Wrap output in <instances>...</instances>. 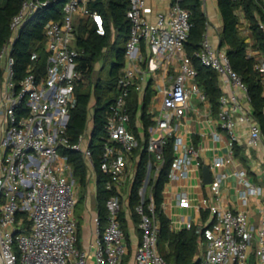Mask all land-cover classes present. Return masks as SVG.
I'll use <instances>...</instances> for the list:
<instances>
[{
  "label": "built area",
  "instance_id": "obj_1",
  "mask_svg": "<svg viewBox=\"0 0 264 264\" xmlns=\"http://www.w3.org/2000/svg\"><path fill=\"white\" fill-rule=\"evenodd\" d=\"M91 1L23 0L11 20L10 36L1 47L0 264H131L121 212L130 206V188L136 181V175L130 171V159L140 155L143 149L153 158L138 189L135 211L139 216L141 240L133 264H175L168 262L158 247L160 221L153 188L171 138L175 157L169 181L188 178L193 163L202 166L199 149L193 142L186 143L176 131L192 96L209 102L207 93L196 81L198 72L193 60L185 50L191 29L190 13L182 7L181 0H171L170 13H158L151 20L148 15L153 8L149 0H131L128 10L131 35L125 65L117 81L118 95L109 106L100 159L101 169L108 174L105 187L110 192L106 200L107 223L102 226L97 214L95 239L89 248H82L74 218L79 183L68 156L61 151L71 148L81 152L89 174L95 173L90 146L96 105L94 92L86 129L74 143L68 135L71 112L77 104L76 86L84 81V72L79 68L84 48L77 44L78 21L85 19L99 35L106 33L105 20L100 12L90 9ZM54 2L61 3L63 15L48 21L44 27L46 56L41 59L39 52L33 51L24 76L17 80L13 50L20 32L40 9ZM242 12V8L236 10L240 30L243 35H249L250 25ZM261 27L264 29L263 23ZM143 45L151 52L148 58ZM247 51L249 57L256 59L255 68L264 74V55L252 42ZM176 52L182 55L179 69L168 75L169 85L158 90L161 102L157 109L149 111L153 124L148 128V136L138 137L130 128V93L136 90L142 101L143 74L157 71ZM196 56L218 72L223 90L217 114L219 125L228 136V155L213 161L212 188L219 193L221 183L228 176L219 168L235 163L231 174L241 184L239 196L247 206L251 196L262 194V188L252 183L247 170L235 162V149L241 137L237 126L246 124L243 133L249 146L263 142L262 128L252 113L248 87L231 65L227 47L215 44L206 32ZM97 64L95 68L101 69ZM228 87L231 92L223 89ZM215 137L220 136L216 133ZM188 202L185 193L180 195V203ZM208 208L213 216L210 224L194 225L189 220L184 225L187 229L197 228L199 245L204 249L201 264H248L252 253L264 264V218L255 227L245 211L216 205ZM20 212L27 215L29 226H25L23 217H18Z\"/></svg>",
  "mask_w": 264,
  "mask_h": 264
},
{
  "label": "trees",
  "instance_id": "obj_2",
  "mask_svg": "<svg viewBox=\"0 0 264 264\" xmlns=\"http://www.w3.org/2000/svg\"><path fill=\"white\" fill-rule=\"evenodd\" d=\"M23 0H0V50L10 36V23L13 16L18 13ZM60 3V2H59ZM52 3L48 7L40 9L29 23L21 30L15 44L13 54L16 59V78L20 80L30 61L33 51H38L41 59L45 53L44 27L50 20L60 19L63 15L62 5ZM218 8L222 17L223 27L220 31V45L226 46L233 69L242 77L248 87L251 97L252 113L260 123L264 134V74L255 68L256 59L249 57L247 47L252 42L253 47L260 50L264 55V3L262 0H217ZM181 5L190 13L191 29L186 42L185 50L197 69L196 81L207 93L209 102L214 113L219 111V100L223 93L220 85L218 72L205 66L196 56L201 42L207 32L209 18L205 10L203 0H181ZM91 10L100 12L105 20L106 33L99 35L93 25L87 24L86 20H79L76 27L77 44L84 48L83 55L79 58V68L84 72V81L76 86L77 104L71 112L68 125L70 142L74 143L87 127L89 116V104L94 92L96 105L94 111V127L91 137V149L94 159V167L97 179V211L102 226L107 223L106 200L110 192L105 183L108 174L101 169L100 159L103 154V146L106 138V121L110 104L118 95L117 81L125 65V53L127 42L131 35L132 23L128 17L131 0H92L89 4ZM242 8L250 25V34L243 35L240 30L239 17L236 10ZM112 50L114 61L109 70L103 75H98L106 68L97 70L96 64ZM3 69L0 60V79ZM151 94H147L143 101L140 100L136 90L131 91L128 98L131 123L141 118L145 128V136H148V128L153 124L151 114L148 113ZM68 156L69 163L73 168L74 175L82 187L80 202L83 201L84 191L89 182V168L81 152L64 148L61 151ZM140 163L133 185L130 206L136 221L139 216L135 211V205L139 200L138 189L148 172V162L153 155L143 149L140 152ZM240 154V153H239ZM173 138L169 139L165 148V163L160 170L159 176L154 183V198L156 214L160 221V233L158 247L161 254L168 262L175 264H201L199 253L200 235L197 228H183L175 231L171 228V220L163 209L164 190L174 161ZM79 205V204H78ZM18 217H23L25 226H29V220L25 213L20 212ZM122 227L127 235V222L125 212H121ZM78 233L81 238V223L78 222ZM81 242H79V245Z\"/></svg>",
  "mask_w": 264,
  "mask_h": 264
},
{
  "label": "crops",
  "instance_id": "obj_3",
  "mask_svg": "<svg viewBox=\"0 0 264 264\" xmlns=\"http://www.w3.org/2000/svg\"><path fill=\"white\" fill-rule=\"evenodd\" d=\"M207 2L211 5L208 7ZM149 4L153 8L152 13L148 16L154 20L158 13L169 14L171 11V0H149ZM205 10L209 18L207 34L212 38L215 44H220V31L223 27L222 17L218 8L217 0H205ZM244 12V11H243ZM242 14H245L243 13ZM146 58L151 55L149 48L146 45L142 47ZM181 53H172L170 58L165 61L163 66L155 72H146L143 74L145 78L143 98L147 94H151L149 103V111L157 109L161 102V93L158 91L163 86L169 85V74H175L181 63ZM226 92H231V87L225 89ZM154 100V102H153ZM143 101V100H142ZM131 130L138 136H145V128L143 120L139 117L135 120L134 126L130 123ZM247 126L244 123H239L237 131L241 132L239 143L235 149V162L244 167L248 172L249 180L262 188L261 195H253L250 197L249 204L245 206L239 196L241 184L236 177L231 173L236 167L234 164H228L220 167L219 170L228 174L221 183L219 193L215 192L212 184H205L203 178V167L209 166L212 174L213 161L222 156L228 155V136L219 125L218 114L214 113L210 102H203L197 96H192L189 101V108L186 114L177 124V133L183 137L186 143L193 142L200 151L202 166L198 167L192 164L190 176L186 179H175L168 181L164 190L163 209L171 220V228L179 231L184 227L186 221H192L194 225H208L213 221V216L209 211L210 205H216L222 209H231L233 211H245L248 214L249 221L255 227L259 225L264 218V187L261 182L263 177L260 173H264V138L263 142L258 146H249L246 142L244 131ZM220 137L216 138L215 134ZM240 153V154H239ZM252 159L254 167H248L247 163ZM130 171L137 175L138 166L140 163V155L135 154L130 159ZM133 189V187H132ZM130 188V200L132 195ZM79 201L82 195V187H78ZM186 194L188 204L180 203V195ZM85 203L81 215L78 216L74 211V218L81 223V238L79 237L80 246L89 248L95 239V223L94 217L98 214L97 203L94 205L93 196L97 202V179L95 173H90L88 186L84 191ZM78 201V204H79ZM125 207V219L127 222L126 240L130 251V263L133 264V258L136 250L140 245L141 231L138 222L131 209ZM204 249L199 245L198 257L203 258ZM248 264H261L255 255L252 253Z\"/></svg>",
  "mask_w": 264,
  "mask_h": 264
},
{
  "label": "rangeland",
  "instance_id": "obj_4",
  "mask_svg": "<svg viewBox=\"0 0 264 264\" xmlns=\"http://www.w3.org/2000/svg\"><path fill=\"white\" fill-rule=\"evenodd\" d=\"M61 3H59V5H60ZM207 5H208V7H210V5H211V3L210 2H207ZM206 7V6H205ZM112 50H110L109 51V53L106 55V56H109V55H111L109 58H102L101 59V61L100 62H98V64H97V66L98 67H104V65H106L105 66V70L101 73V72H99L98 73V75L100 74V75H103L104 73H106L107 72V70H109L110 69V67H111V65H112V63H113V61H114V57L112 56ZM101 70V69H100ZM249 165V166H248ZM247 166L248 167H254V163L252 162V159H249V161H248V163H247ZM263 169H264V165H263ZM260 176L261 177H263V180L262 181H260L261 182V184H262V186L264 187V173L263 172H261L260 173ZM92 201H93V203H94V205L97 203L96 202V198L93 196V199H92ZM78 205V204H77ZM84 205H85V203L82 201V202H80L79 203V206H78V208H77V210H76V213L75 214H77L78 216H80L81 215V212H82V209H83V207H84ZM77 207V206H76ZM256 243H255V240H254V245H255Z\"/></svg>",
  "mask_w": 264,
  "mask_h": 264
},
{
  "label": "water",
  "instance_id": "obj_5",
  "mask_svg": "<svg viewBox=\"0 0 264 264\" xmlns=\"http://www.w3.org/2000/svg\"><path fill=\"white\" fill-rule=\"evenodd\" d=\"M203 178H204V183L205 184L212 183L213 174H212L211 168L209 166H204L203 167Z\"/></svg>",
  "mask_w": 264,
  "mask_h": 264
}]
</instances>
